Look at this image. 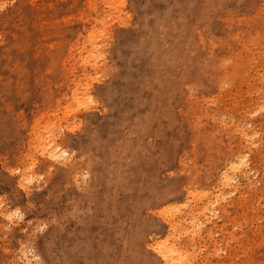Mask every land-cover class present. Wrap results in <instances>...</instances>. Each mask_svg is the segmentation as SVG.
Masks as SVG:
<instances>
[{
    "label": "rangeland",
    "instance_id": "374dc122",
    "mask_svg": "<svg viewBox=\"0 0 264 264\" xmlns=\"http://www.w3.org/2000/svg\"><path fill=\"white\" fill-rule=\"evenodd\" d=\"M0 211V264H264V0H0Z\"/></svg>",
    "mask_w": 264,
    "mask_h": 264
},
{
    "label": "bare ground",
    "instance_id": "6f19581e",
    "mask_svg": "<svg viewBox=\"0 0 264 264\" xmlns=\"http://www.w3.org/2000/svg\"><path fill=\"white\" fill-rule=\"evenodd\" d=\"M88 60V59H87ZM74 96V95H73ZM43 139V138H42ZM41 138H40V140H42ZM48 139H49V137H48ZM48 139H47V141H48ZM51 139V138H50ZM50 139H49V141H50ZM39 139H38V141H40ZM45 140V139H44ZM52 141H53V139H51ZM46 141V140H45ZM46 141V142H47ZM44 141H42V143L40 144V146H39V149H40V151H41V153L42 154H44V155H46L47 156V158H49V159H53V158H57V157H60V156H62L63 154L64 155H66V151L65 150H62V151H60V149L58 148L57 149V146H54V144H52V142L50 141V142H48V143H46L47 144V146H45L46 144L45 143H43ZM40 143V142H39ZM38 143V144H39ZM37 145V144H36ZM54 146V147H53ZM36 147H38V146H36ZM57 151H60V153H57ZM39 154V153H38ZM63 155V156H64ZM244 159V154H237V155H235V158H234V161L233 162H235V164L236 163H240L242 160ZM234 164V165H235ZM233 165V166H234ZM238 165V164H237ZM230 166H232V165H230ZM229 166V167H230ZM236 166V165H235ZM235 166H234V168H235ZM239 167V166H238ZM237 167V168H238ZM231 169V168H230ZM234 171V170H233ZM230 180H231V177L230 176H228L226 173H224V172H221V175H220V181L221 182H223V183H228V182H230ZM190 190V189H189ZM209 194V193H208ZM206 195V194H205ZM201 197V196H200ZM204 197V196H203ZM207 199V198H206ZM208 200V199H207ZM210 201V200H209ZM207 202L206 204H210V206H212L211 205V202ZM212 201V200H211ZM205 204V203H204ZM201 205V207H202V209L201 210H199V209H195L198 213H199V211L202 213V214H204L207 210H208V205ZM208 206V207H207ZM200 207V208H201ZM212 210V208H210L209 207V210ZM194 211V210H193ZM163 212V210L160 212L161 214H163L162 213ZM174 212H176V210L174 211ZM195 212V211H194ZM8 213V212H7ZM6 213V214H7ZM171 213H173V212H171ZM197 213V214H198ZM201 213H199V214H201ZM209 213V212H208ZM6 214L5 213H3L2 211H0V215L1 216H6ZM160 214V215H161ZM164 214H166V213H164ZM163 214V215H164ZM174 215H175V213H173ZM172 214V216L171 217H174V215ZM192 214V213H191ZM195 214V213H194ZM194 214H192L193 216H195ZM159 215V214H158ZM191 215V216H192ZM204 215H206V213L204 214ZM212 215H214L213 213H212ZM162 216V215H161ZM209 216V215H208ZM211 216V215H210ZM168 217H169V215H168ZM171 217H169V218H171ZM198 217V216H197ZM205 217V216H204ZM193 218V217H192ZM200 218V217H199ZM205 218H207V217H205ZM204 218V219H205ZM166 219H168L167 217H166ZM173 219H175V218H173ZM210 218L208 217V219H205L204 221H207V220H209ZM164 220H165V218H164ZM196 219H192L191 221H190V223H193V221H195ZM172 221V220H171ZM165 222H168V221H165ZM176 222V221H175ZM202 222H203V220H202ZM173 221L172 222H168V225L169 226H171L172 225V227H173ZM177 223V222H176ZM178 228H179V225H182V223L180 224V222L178 221ZM194 225H195V222H194ZM196 225H197V223H196ZM191 226H192V224H191ZM197 226H199V225H197ZM175 227H177V226H175ZM181 227V226H180ZM196 227V226H195ZM200 227V226H199ZM199 227H196L197 229H199ZM174 228V227H173ZM181 229V228H180ZM175 230V229H174ZM173 230V231H174ZM184 230V229H183ZM183 230H182V232H183ZM192 230H193V228H192ZM196 229H194L193 231H195ZM189 231V230H188ZM191 231V230H190ZM193 231H191V232H188V233H190V235H191V237H193L194 236V233H193ZM210 231V230H209ZM172 232V231H171ZM178 232V231H177ZM180 232V231H179ZM196 232V231H195ZM184 233H186V232H184ZM170 234V233H169ZM173 234V233H172ZM177 234V233H176ZM178 235V234H177ZM190 235H188V236H190ZM197 235V234H196ZM199 235V234H198ZM172 236L173 235H171V238H169L170 236L168 235V236H166V238H164L163 240H159V241H156L155 240V242H153V243H151L149 246L154 250V252L156 253V255L158 256V258H159V264H194V263H191V261L189 260V257H191V251H192V249H191V251H186V250H184L183 248H182V244L181 243H178L177 242V240H175V238H174V236H173V238H172ZM187 236V235H186ZM194 238V237H193ZM191 240H192V238H190ZM190 241V240H189ZM191 242V241H190ZM148 246V245H147ZM189 246V245H188ZM191 248V247H190ZM190 252V253H189ZM195 252V251H194ZM193 252V253H194ZM190 255V256H189ZM189 256V257H188ZM192 258V257H191ZM192 260V259H191ZM202 263V262H201Z\"/></svg>",
    "mask_w": 264,
    "mask_h": 264
}]
</instances>
